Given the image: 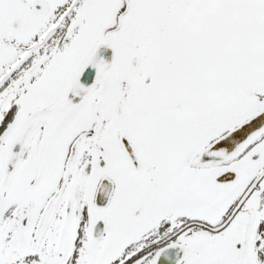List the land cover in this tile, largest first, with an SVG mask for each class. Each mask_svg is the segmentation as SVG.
Instances as JSON below:
<instances>
[{
	"label": "snow or ice",
	"instance_id": "obj_1",
	"mask_svg": "<svg viewBox=\"0 0 264 264\" xmlns=\"http://www.w3.org/2000/svg\"><path fill=\"white\" fill-rule=\"evenodd\" d=\"M0 264H264V0H0Z\"/></svg>",
	"mask_w": 264,
	"mask_h": 264
}]
</instances>
